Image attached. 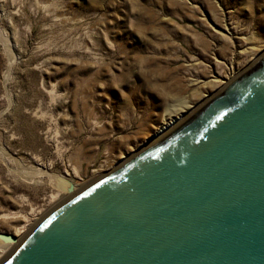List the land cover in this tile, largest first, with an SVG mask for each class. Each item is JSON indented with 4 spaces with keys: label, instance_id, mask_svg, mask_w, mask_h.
<instances>
[{
    "label": "rangeland",
    "instance_id": "obj_1",
    "mask_svg": "<svg viewBox=\"0 0 264 264\" xmlns=\"http://www.w3.org/2000/svg\"><path fill=\"white\" fill-rule=\"evenodd\" d=\"M0 32V234L15 237L66 198L51 175L80 189L175 99L246 68L264 0H0Z\"/></svg>",
    "mask_w": 264,
    "mask_h": 264
},
{
    "label": "water",
    "instance_id": "obj_2",
    "mask_svg": "<svg viewBox=\"0 0 264 264\" xmlns=\"http://www.w3.org/2000/svg\"><path fill=\"white\" fill-rule=\"evenodd\" d=\"M0 264H264V50Z\"/></svg>",
    "mask_w": 264,
    "mask_h": 264
},
{
    "label": "bare ground",
    "instance_id": "obj_3",
    "mask_svg": "<svg viewBox=\"0 0 264 264\" xmlns=\"http://www.w3.org/2000/svg\"><path fill=\"white\" fill-rule=\"evenodd\" d=\"M0 40H4L5 42V39L3 38L2 39V34L0 32ZM7 43V42H6ZM10 47V46H9ZM261 51V49H259ZM262 52V51H261ZM259 52V53H261ZM259 53H255L254 56H252V58H250V63L246 66L249 67L253 62L254 60L256 59V57L259 55ZM248 61V60H247ZM11 64V63H10ZM240 68V67H239ZM245 69V68H244ZM242 70L238 71V73H240ZM237 73V74H238ZM9 76V75H8ZM7 78V76L5 77V79ZM7 80V79H6ZM214 85H216L215 83H217L216 85V88H219V87H222L225 83V81H220L219 79H215L213 81ZM211 83V84H213ZM220 83V84H218ZM203 97V98H202ZM201 98H197V99H193V100H190V99H187V98H177L173 101V104H170L167 106L166 110H165V113H164V116H163V120L157 125L154 127L153 131L151 134H149L143 141L142 143L140 144V146L137 148L138 150L146 145H149L150 143H153L155 141H157L160 137H162L163 135H165L167 132H169L173 127H175L177 124L180 123V121H182L185 117H187L189 114H191L193 111H195L204 101L207 97L209 96H206V95H203ZM137 150V151H138ZM136 151V152H137ZM134 152V153H136ZM133 153V154H134ZM133 154H131L128 158H130ZM128 158L124 159L123 161L127 160ZM16 161V160H15ZM123 161H120L119 164H121ZM117 164V163H116ZM115 164V165H116ZM117 164V165H119ZM114 165V166H115ZM116 165V166H117ZM115 166V167H116ZM19 170V169H18ZM32 171V170H31ZM34 173H36V171H34ZM46 173V172H45ZM102 174V173H101ZM32 175V174H31ZM51 175V174H50ZM53 178L51 179H55L57 182L55 183H58V189H62L67 195H66V198L67 199L68 197H70L71 195H73L78 189L75 188L70 181H67L61 177H57V175H51ZM30 177V176H29ZM28 177V178H29ZM31 180V179H30ZM52 180V181H53ZM61 191V192H63ZM63 192V193H64ZM59 204V203H58ZM57 204V205H58ZM44 216V215H43ZM42 216V217H43ZM41 219V218H40ZM39 219V220H40ZM38 220V221H39ZM37 221V222H38ZM36 222V223H37ZM35 223V224H36ZM34 224V225H35ZM34 226H32L30 229H32ZM29 229V230H30ZM28 230V232H29ZM27 232V233H28ZM25 233V235L27 234ZM16 236L13 237L12 235H4V234H0V248L3 250V255H5L3 257V260L7 257L8 254H10L14 248L20 243V241L24 238V236H20L19 234H15ZM2 260V259H1Z\"/></svg>",
    "mask_w": 264,
    "mask_h": 264
}]
</instances>
